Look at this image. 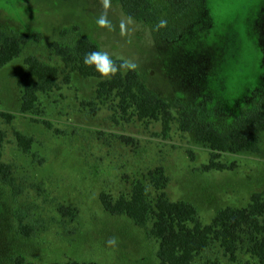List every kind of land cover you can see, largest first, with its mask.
Here are the masks:
<instances>
[{"label": "rangeland", "instance_id": "rangeland-1", "mask_svg": "<svg viewBox=\"0 0 264 264\" xmlns=\"http://www.w3.org/2000/svg\"><path fill=\"white\" fill-rule=\"evenodd\" d=\"M158 22L178 29L173 42L163 40L155 24L126 20L118 0L107 10L113 28L96 20L101 0H0V28L27 35L31 42L21 56L0 70V112L14 116L7 124L0 163L12 167L20 193L0 179V264L24 257L34 264H160L158 245L126 217L111 216L100 194L129 196L133 185L163 168L165 190L172 202L193 205L204 225L227 207H245L252 194H264V131L259 153L222 154L216 163L233 171H209L211 151L179 129L183 109L198 110L227 129L248 110L264 102V0H194L189 15L178 17L164 3H154ZM159 5V6H158ZM158 25V24H157ZM80 37L96 43L113 60L135 61L141 81L171 105L175 121L164 133L158 122H144L119 113L113 102L96 100L98 81L70 74L64 83L62 60L53 43L73 47ZM34 56L60 72L57 88L40 96L38 114H21L18 79L25 59ZM45 123L51 125L48 127ZM16 134L33 140L23 153ZM60 208L72 212L63 217ZM38 226L32 238L19 233V219ZM115 237V246L107 241ZM259 264L243 254L231 263L212 246L193 264Z\"/></svg>", "mask_w": 264, "mask_h": 264}, {"label": "trees", "instance_id": "trees-1", "mask_svg": "<svg viewBox=\"0 0 264 264\" xmlns=\"http://www.w3.org/2000/svg\"><path fill=\"white\" fill-rule=\"evenodd\" d=\"M126 17L133 21L155 24L160 37L173 42L179 36L178 29L168 26L158 28V11L154 3H164L178 17L189 15L194 0H118ZM159 6V5H158ZM31 42L27 35L8 34L0 28V70L19 58ZM52 51L59 57L65 67L64 83L70 82V74L84 79L97 80L96 100L105 104L113 102L115 109L126 115L129 113L140 121L158 122L166 133L175 121L171 113V105L156 97L141 81L137 71L118 72L111 79H104L93 68L83 63L85 54L101 51L100 47L86 37H80L73 47L59 43L51 45ZM117 64L120 60H115ZM61 72L53 66L41 62L34 56L25 59V70L18 79L21 92V114L35 115L39 112L40 96H46L58 86ZM0 118L7 124L14 116L0 112ZM179 129L184 133H194L198 144L207 146L211 151L209 165L204 172L233 171V165L216 163L222 154L259 153V134L264 131V102L248 110L235 120L227 129L221 128L208 118H203L198 110L183 109L177 117ZM48 127L51 125L45 123ZM16 139L23 153L29 154L33 140L21 134ZM5 141V134L0 130V160ZM12 167L0 163V179L10 186L16 195L20 189L16 187L12 177ZM147 182L156 193L151 195L149 187L142 181L136 182L129 196L121 195L113 199L101 193L100 203L104 211L111 216L129 218L135 226L147 230V236L158 245L156 253L160 264H193L202 253L217 246L231 263L243 254L264 264V194L255 193L249 203L242 208L227 207L220 210L210 224L204 225L197 209L187 202H172L165 190L169 179L163 168H156L148 173ZM63 217L72 212L60 208ZM19 233L25 238H32L38 226L25 223L19 219ZM11 264H34L24 257L11 258ZM58 264V263H55ZM64 264H96L68 262ZM206 264H217L208 261Z\"/></svg>", "mask_w": 264, "mask_h": 264}, {"label": "clouds", "instance_id": "clouds-1", "mask_svg": "<svg viewBox=\"0 0 264 264\" xmlns=\"http://www.w3.org/2000/svg\"><path fill=\"white\" fill-rule=\"evenodd\" d=\"M102 6L104 11L100 13V15L97 17L96 23L101 28H108L111 30L113 28L111 20L108 19L107 10L111 6V0H101ZM132 23V18L128 17L125 19H122L120 21V34L121 36L127 35L128 28L127 25ZM167 24L166 20L161 19L158 22L157 27L163 28ZM120 63L117 64L115 60L112 59L111 55L107 51H94L85 54L83 63L86 66L93 67L102 78L104 79H111V77L115 76L118 72H128V71H135L138 68V65L135 61L120 57L119 58ZM116 238L112 237L109 238L107 243L110 246H115L116 244Z\"/></svg>", "mask_w": 264, "mask_h": 264}]
</instances>
